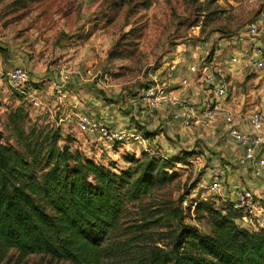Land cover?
I'll list each match as a JSON object with an SVG mask.
<instances>
[{"label":"rangeland","instance_id":"374dc122","mask_svg":"<svg viewBox=\"0 0 264 264\" xmlns=\"http://www.w3.org/2000/svg\"><path fill=\"white\" fill-rule=\"evenodd\" d=\"M251 25L259 30L256 42L264 45V0H0V56L6 60L11 49L36 72L38 83L30 81L28 88L36 90L40 99V106L32 108L23 95L0 80V133L4 142L17 140L14 121L25 132L32 129L38 133L51 124L60 128L62 138L73 142L81 138L71 133L73 123H59L66 112L51 102L55 94H46L49 79L57 78L56 70L62 68L71 72L70 80L74 78L80 84L75 86V94L80 95L83 87L84 92L96 93L107 104L121 102L127 107L131 105L128 98L142 96L150 74H159L167 87L170 81L186 87L182 81L189 82L191 76L198 79L204 68L213 74L220 70L232 89L227 107L239 106L241 114L248 110L264 114V68L254 70L242 62L229 64L232 51L240 57L250 56L244 50L251 45ZM190 66L197 67L196 73L189 70ZM150 124L155 127L152 138L162 133L158 140L176 144L172 148L178 150L167 153L164 147L149 141L159 151L158 158H167L168 163L174 160L177 177L130 203L127 220L130 226L156 224L151 229L156 245L169 250L182 225L196 228L201 235L210 234L206 217L184 210L181 202L185 197L222 200L221 193L208 192L210 162L220 164L215 160L216 146L212 142L216 129L194 127L185 133L179 124H169L173 128L170 137L159 129L164 124ZM133 126L141 128L136 122ZM220 127V133H225L224 122ZM62 145L63 140L58 146ZM139 150L133 146L114 154L104 151L101 162L115 163L121 170L128 165L125 154L140 162L151 158ZM90 154L84 156L89 158ZM3 264L69 263L37 255L20 259L12 251Z\"/></svg>","mask_w":264,"mask_h":264},{"label":"trees","instance_id":"16d2710c","mask_svg":"<svg viewBox=\"0 0 264 264\" xmlns=\"http://www.w3.org/2000/svg\"><path fill=\"white\" fill-rule=\"evenodd\" d=\"M13 129V143L0 133V264L12 251L69 264H264V229L239 227L226 202L196 201L193 213L206 217L210 234L182 225L169 250L156 245L153 222L128 224L130 203L177 177L173 159L125 154L128 165L116 173L115 163L82 155L58 126L25 132L14 121Z\"/></svg>","mask_w":264,"mask_h":264},{"label":"built area","instance_id":"2783aa9c","mask_svg":"<svg viewBox=\"0 0 264 264\" xmlns=\"http://www.w3.org/2000/svg\"><path fill=\"white\" fill-rule=\"evenodd\" d=\"M248 33L251 45L244 52H248L250 56L240 57L237 51H232L229 53V64L237 65L242 62L244 67L261 70L264 68V45L256 42L259 30L251 25L248 27ZM189 70L196 73L197 67L190 66ZM203 70L197 80L206 95L199 101L173 96L166 84L161 81L159 74H150L148 83L143 88L142 98L145 105L141 110L153 121L159 120L162 112H166L170 121L179 124L185 133H190L194 127L202 130L214 129L216 117L221 115L226 128L225 137L241 148V155L235 158V162L246 168L253 180L261 179L264 173V114L259 110H248L245 114L230 112L227 103L232 98V89L229 88L222 72L218 70L213 74L206 68ZM71 75L67 68L56 70V77L62 84L68 82ZM77 75L82 80L79 72ZM0 80L23 95L32 108L40 106L38 92L28 88L30 74L23 66L6 68L0 58ZM189 84L190 82L186 80L182 81V85L186 87ZM141 110L135 109L137 112ZM59 123H73L74 131L71 133L81 136V138L76 137L74 148L83 155H89L91 152L89 159L96 163L101 162L100 155L104 151L114 154V151H128L133 146L139 147L140 153L144 152L151 157L159 156V151L152 148L149 140L140 130L134 127L108 125L95 115L81 111L78 103L70 105L68 112L59 119ZM117 168L116 165L113 169L116 173L119 172ZM208 170L210 179L208 192L221 193L220 196H224L227 192L223 185L226 177L225 169L219 163L211 161ZM222 199L240 213L236 220L239 227L253 231L264 229V199L258 197L253 190L247 187L236 188L231 196ZM208 200L209 198H202L201 201ZM195 203L192 198L185 197L181 206L184 210L190 208L193 212Z\"/></svg>","mask_w":264,"mask_h":264},{"label":"crops","instance_id":"0c3cea01","mask_svg":"<svg viewBox=\"0 0 264 264\" xmlns=\"http://www.w3.org/2000/svg\"><path fill=\"white\" fill-rule=\"evenodd\" d=\"M7 56L8 58L6 60H4L0 56L6 68L24 65L23 67H26V69L30 73V81L34 84L38 83V80H36L38 78L36 72H33L31 67H28L26 63L23 64L22 60L18 59L13 50L9 49L7 52ZM189 79V87H182L180 86V84H176V82L170 81L168 83L169 91L173 94V96L177 98H190L193 101L201 100L206 95L205 90L197 80V77L192 78L191 76ZM49 80V89L46 90V94L51 95V97L55 94L54 97L50 99L51 102L53 103V105L59 104L60 108H62L66 113L68 112L69 107L72 103H78L81 111L91 115H95L96 117L103 120L106 124L111 126L132 128L134 127L133 125L136 122V125L140 126L141 128H134L138 131L140 130L143 134L148 133V140L152 142V144H158L161 147H164V151H166L167 153H174L178 150L177 148H172V146L176 147L175 143L167 145L161 139L158 140L159 136H162V133L160 135L155 134V139L152 138L155 127L150 123H154L157 121L158 124H164L165 126H161L159 127V129H164V132L168 136L170 135L169 132L173 129L171 127H168L170 126L169 124H172L173 126H176L177 124L173 123V121L168 120L170 118L168 117V114L166 112H162L159 120L151 121V119L143 113L144 111L141 110L145 105V101L142 96L139 95L138 98H128V101L131 102L130 107H127L126 105H120L121 102L115 105L107 104L102 98H99L96 93L87 90L86 92H84L85 88L83 87L79 91L81 92L80 95L75 94V86L79 87L80 84L74 78L64 84L60 82L59 78L54 77V79L51 78ZM57 94H59L60 97ZM237 107L239 109L236 108V105H232L227 107V109L233 113H238V111L241 112L240 107ZM135 109H140L141 111L137 112L135 111ZM221 117V115H218L216 117V121L214 122V129H216V131H213L214 129H212V134H215V136H213L212 142L216 146L217 154L215 160L217 162H220V165L225 169L226 172V177L224 179L223 185L226 188L227 192L224 196L220 197H229L232 195L233 191L236 188L247 187L253 190L258 197L264 199V173L261 179L253 180L250 177L249 171L246 168L239 166L235 162V158L241 155V148L238 147L233 141L226 138L225 133H220V126L222 125ZM164 119H166V121H164ZM83 145L85 146L86 143H84ZM223 201L224 200L222 199L221 202ZM221 202L219 201L218 203Z\"/></svg>","mask_w":264,"mask_h":264}]
</instances>
